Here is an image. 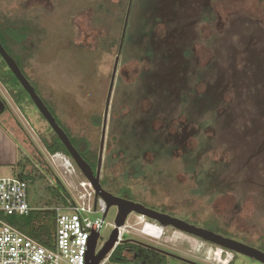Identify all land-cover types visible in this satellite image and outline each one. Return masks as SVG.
<instances>
[{
	"label": "rangeland",
	"instance_id": "374dc122",
	"mask_svg": "<svg viewBox=\"0 0 264 264\" xmlns=\"http://www.w3.org/2000/svg\"><path fill=\"white\" fill-rule=\"evenodd\" d=\"M129 6L104 188L199 227L219 226L264 251V0H0V15L36 27L24 61L29 81L64 128L99 156ZM18 82L13 75L8 87L0 80V112L1 104L6 108L0 168L2 176L28 182L40 223L68 203L61 185L77 201L88 181L70 157L47 151L43 139L53 130ZM117 213L110 208L97 252L110 239ZM13 218L3 220L18 228ZM144 222L162 227L131 214L123 241L172 254L163 253L168 264L219 263L211 257L218 246L172 227H163L158 240L145 239ZM222 258L262 264L225 249ZM106 264L129 263L109 258Z\"/></svg>",
	"mask_w": 264,
	"mask_h": 264
},
{
	"label": "built area",
	"instance_id": "2783aa9c",
	"mask_svg": "<svg viewBox=\"0 0 264 264\" xmlns=\"http://www.w3.org/2000/svg\"><path fill=\"white\" fill-rule=\"evenodd\" d=\"M80 185L84 192L79 194L77 201L68 198L66 205L53 210L56 213V231L52 247H48L3 220V217L28 216L33 210L29 204L28 182L4 177L0 168V264H87L91 237L101 234L108 211L106 202L96 197L89 182ZM98 212L103 214V219H92L91 216ZM127 227L126 224L119 229L116 248L122 243ZM157 229L158 225L144 222L141 234L145 239L155 240ZM111 255L101 264H106Z\"/></svg>",
	"mask_w": 264,
	"mask_h": 264
},
{
	"label": "water",
	"instance_id": "95a60500",
	"mask_svg": "<svg viewBox=\"0 0 264 264\" xmlns=\"http://www.w3.org/2000/svg\"><path fill=\"white\" fill-rule=\"evenodd\" d=\"M129 14H130V6L125 20L124 32L121 39L119 54L115 60L110 87H109V93L106 101L104 120L102 125V137H101L96 172L93 170L92 166L83 158V156L80 154L77 148L73 145L66 131L58 124L55 116L52 114V112L45 104L43 99L39 96L35 87L25 76V74L20 69L17 62L9 55V53L7 52V50L5 49V47L3 46L0 40L1 57L7 64L9 70L14 74V76L17 78L21 86L24 88L26 93L30 96L31 100L33 101L34 105L36 106L40 114L43 116V118L49 124L53 132L57 135V137L60 139L64 147L67 149V151L71 156V159L75 162L77 167L83 173L84 177L92 185L93 189L96 192V197L97 198L100 197L106 202L108 212L110 208L113 206L118 208V213L115 222V229L113 230L110 239L107 241V243L98 253H97V244L100 234L96 233L91 237L89 251L87 255V264H101L109 257V255L113 253L117 243L119 242V229L127 224V220L131 214H137L149 220L155 221L164 228L172 227L177 231L183 232L195 238L204 240L212 245L221 247L235 254L246 256L248 258L254 259L264 264V251L256 247H253L251 245H248L246 243L240 242L238 240L229 237H225L212 230L191 224L183 219L174 217L170 214L149 208L141 203H137L135 201L126 198L118 197L103 188L101 183L102 180L101 172L103 167L104 152L106 146L110 106L112 102V96H113L116 77L118 73L121 51L125 40ZM163 253L167 254L168 256H173L172 254H169L164 251Z\"/></svg>",
	"mask_w": 264,
	"mask_h": 264
},
{
	"label": "trees",
	"instance_id": "16d2710c",
	"mask_svg": "<svg viewBox=\"0 0 264 264\" xmlns=\"http://www.w3.org/2000/svg\"><path fill=\"white\" fill-rule=\"evenodd\" d=\"M121 20L122 22H124L125 17H122ZM35 31H36V27L32 26V24L26 20L12 21L3 15H0V40L3 46L5 47V49L7 50V52L9 53V55L17 62L20 69L23 71V73L28 79L29 77L24 69V61L26 60V55L30 54L29 52H27L29 51L27 41L29 40V37H32ZM17 56L19 57V59H21L20 61H18L15 58ZM0 59H1L0 60L1 62L0 80L5 86L8 87L9 85L7 83L8 77L10 75L14 76V74L9 70L7 64L5 63L1 55H0ZM13 96H14V93H13ZM39 96L43 99V101L48 106L52 114L55 116L58 124L66 131L73 145L77 148V150L80 152L83 158L92 166L93 170H96L97 163H98V156L96 153L92 151L88 142L86 143L87 145L85 147H82L85 141L82 140L81 138L72 136L73 134L71 133L72 134L71 135L69 133L70 130L68 131L67 129L64 128L61 121L55 115L53 109L50 107V105L47 103L44 97L40 94ZM19 102L20 100L19 101L17 100V105L21 107V109L24 111L21 103ZM41 117L43 118L42 115ZM43 120L46 122L44 118ZM43 143L49 153L54 154V155L63 153L71 158L69 152L67 151V149L64 147V145L62 144V142L60 141V139L57 137V135L54 132L52 133V136L50 138H44ZM21 179L24 180L25 178L23 177ZM103 180L104 179L101 180V183L103 182ZM102 186L104 188L103 183H102ZM61 188L64 190L66 197L70 198L69 194L67 193V191L64 189L62 185H61ZM12 217H17L13 219L15 222H17L14 224H16V226L18 225V228H20L22 231H24L25 233H27L34 239L40 241L44 245L48 247H52L53 235L56 231L55 211L47 212L46 217L40 223H37V221H40V220L37 218V214L34 211L31 212V214L28 216H24V217L12 216ZM212 222L213 220L207 219V223L210 224L211 227L213 226ZM207 229L210 230V227H208ZM221 231H225V232L222 233ZM214 232L221 234L225 237H229L232 239L235 238L233 235H231V232H229L228 230H223L219 226L217 227V229L214 230ZM260 246L264 248V244ZM128 254L133 255V258L130 259L128 257ZM110 260H118V261H122L124 263H129V264L131 262H135L136 264H139V263L140 264H168L166 260V255L161 253L158 249L150 247V246H146L140 243H133L131 241H127V242L123 241L120 245H118V247L112 253Z\"/></svg>",
	"mask_w": 264,
	"mask_h": 264
},
{
	"label": "bare ground",
	"instance_id": "6f19581e",
	"mask_svg": "<svg viewBox=\"0 0 264 264\" xmlns=\"http://www.w3.org/2000/svg\"><path fill=\"white\" fill-rule=\"evenodd\" d=\"M64 161V160H63ZM66 166L67 167H70L71 168V165H70V163L67 161V163H66ZM69 170V169H68ZM81 171V170H80ZM83 174V173H82ZM144 218V217H143ZM163 227H159V229H157L156 231H155V234H154V237L156 238V239H159V238H161V236L163 235ZM216 250V249H215ZM222 250L223 249H221V248H219L218 247V252H216L215 254H214V252H211V254H212V256L211 257H213L214 258V260L216 261V262H219L218 264H229V262L228 261H225L223 258H222Z\"/></svg>",
	"mask_w": 264,
	"mask_h": 264
},
{
	"label": "flooded vegetation",
	"instance_id": "af4514ba",
	"mask_svg": "<svg viewBox=\"0 0 264 264\" xmlns=\"http://www.w3.org/2000/svg\"><path fill=\"white\" fill-rule=\"evenodd\" d=\"M1 103V102H0ZM2 105V111L0 112V115L1 114H3L5 111H6V108H5V105H3V104H1ZM96 170H97V168H96ZM96 170H94L95 172H96ZM165 255V254H164ZM185 263H187V264H195L194 262H192V261H189V260H183Z\"/></svg>",
	"mask_w": 264,
	"mask_h": 264
}]
</instances>
